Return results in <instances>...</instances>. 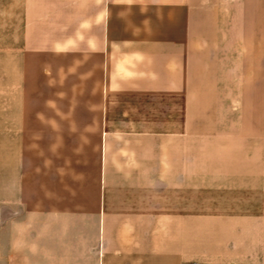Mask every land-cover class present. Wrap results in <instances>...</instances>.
I'll list each match as a JSON object with an SVG mask.
<instances>
[{
    "label": "crops",
    "instance_id": "0c3cea01",
    "mask_svg": "<svg viewBox=\"0 0 264 264\" xmlns=\"http://www.w3.org/2000/svg\"><path fill=\"white\" fill-rule=\"evenodd\" d=\"M0 264H264V0H0Z\"/></svg>",
    "mask_w": 264,
    "mask_h": 264
}]
</instances>
